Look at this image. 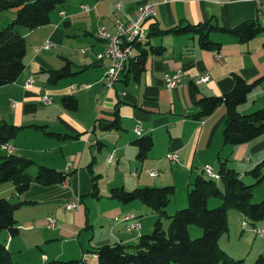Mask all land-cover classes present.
Wrapping results in <instances>:
<instances>
[{"label":"crops","instance_id":"crops-1","mask_svg":"<svg viewBox=\"0 0 264 264\" xmlns=\"http://www.w3.org/2000/svg\"><path fill=\"white\" fill-rule=\"evenodd\" d=\"M145 2L157 3L158 9L157 16L145 23V67L138 77L124 70L107 90L103 76L110 61L97 56L105 47L96 37L97 27L106 24L113 29L117 19L133 17ZM15 14V8L0 12V29ZM207 21L224 28L255 21L260 30L248 40L212 31L210 37L220 48L210 50L199 46L196 33H158L176 25ZM19 30L26 38V67L15 81L0 86V120L20 128L9 141L12 153L31 158L34 166L73 174L64 184L32 181L24 193H16L13 184L15 202L26 201L15 212L18 235L61 244L60 257L82 259L86 255V264H100L95 252L99 246L137 244L141 235L153 231L158 219L156 211L141 200L125 203L113 197V188L132 191L174 184L189 190L207 164L215 165L218 172L220 161L227 160L243 179L264 161V134L245 144L224 142V105L209 116H197L198 100L229 92L236 74L250 82L264 76V14L256 0H66L51 12L49 23ZM48 40L53 46L46 50L43 45ZM85 47L92 53L82 54ZM179 69L184 70L183 84L166 87L165 77ZM61 72V77H52ZM205 72L210 73V80L197 83ZM29 77H34L35 83L26 88ZM263 85L264 81L256 85L238 106L240 113L264 107ZM45 95L50 103L43 102ZM65 95L78 100L76 109L64 107ZM116 120L118 126L113 125ZM138 124L143 128L141 136L135 131ZM143 136H151L154 143L139 156L135 140ZM112 151L115 157L109 162ZM169 152L179 153V164L167 158ZM7 154L0 145V156ZM36 170L31 167L29 173L35 175ZM152 170L158 172L156 177L151 176ZM72 201L78 205L70 210L67 205ZM186 205L187 199L176 211ZM126 213L136 214L142 225L139 231H129L124 222L115 220ZM48 217L55 218L56 228L48 227ZM6 235L9 242L13 236Z\"/></svg>","mask_w":264,"mask_h":264},{"label":"trees","instance_id":"trees-1","mask_svg":"<svg viewBox=\"0 0 264 264\" xmlns=\"http://www.w3.org/2000/svg\"><path fill=\"white\" fill-rule=\"evenodd\" d=\"M66 0H0V12L15 8L16 14L12 21L0 29V86L15 81L25 69L27 53L26 38L19 27L33 30L50 22V14L61 8ZM223 31L240 36L242 39L254 37L260 27L255 21H245L234 28H224L211 21L184 25H176L169 29L158 30V33H196L199 35V46L203 49L220 48V44L211 37L212 31ZM155 52L158 49L153 48ZM139 53L132 58L125 70L140 75L146 64L148 50L144 46H137ZM67 67V66H66ZM64 67V68H66ZM63 73L52 74L59 78ZM264 81V76L254 81H247L236 74L233 88L224 94L202 97L198 100L199 112L197 116H209L219 106L226 108L224 127V142L240 145L245 144L264 134V107L251 113L242 114L238 106L243 104L254 87ZM64 107L76 109L78 100L73 95L62 97ZM113 125L118 126L117 120ZM19 126L0 120V145L8 143L17 135ZM140 147L139 156L145 155L153 146L151 136H143L135 140ZM0 184L12 181L16 193H24L32 181L43 185L64 184L71 180L73 172L61 171L45 165H37L35 175L29 169L35 165L34 160L16 154L0 156ZM264 161L256 165L249 173L253 176V183H246L239 173L228 166L227 160L220 161V180L209 178L205 173L199 174L188 192V205L168 215L166 207L175 192V186H146L129 191L113 188L111 195L122 202L128 203L141 200L160 215H167L170 223L166 229L161 226L158 218L152 232L143 234L137 244L123 243L103 244L96 249L100 264H238L226 251L219 246V239L223 231H228L227 211L229 208L249 216L252 221L264 217V199L252 202L253 187L264 181ZM96 187V184H95ZM219 197L223 203L209 208L208 197ZM26 201L13 202L9 198H0V234L7 231L16 236L20 228L15 212ZM254 223V222H253ZM252 223V224H253ZM198 225L203 234L192 238L190 225ZM81 259L55 260L46 264H80ZM0 264H17L11 260V252L6 244L0 241ZM253 264H264V255L260 254Z\"/></svg>","mask_w":264,"mask_h":264},{"label":"built area","instance_id":"built-area-1","mask_svg":"<svg viewBox=\"0 0 264 264\" xmlns=\"http://www.w3.org/2000/svg\"><path fill=\"white\" fill-rule=\"evenodd\" d=\"M260 6L261 12L264 14V0H256ZM84 10H89L88 5H83ZM116 9L120 10L121 5L117 4ZM64 13V12H62ZM158 14L157 3L155 2H145L141 4L137 9L133 17H130L126 20L117 19L114 24V28L110 29L106 24H99L96 30V37L105 42V47L101 53H98L99 58H107L110 63L108 64L104 76L103 82L105 89H111L115 83L119 80L121 73L125 70L127 63L134 57H136L137 46H144L148 41V32L145 27V23ZM53 46L51 41H46L43 45V48L49 50ZM82 54H91L92 49L90 47H85L80 50ZM221 57L220 55L218 56ZM184 70L179 69L173 74L167 75L165 77V85L168 88H175L183 84ZM210 80V73L205 72L199 76L197 83H206ZM35 83L34 77H29L25 83L24 87L31 88ZM264 90V85H263ZM43 102L50 103L51 99L49 95L42 97ZM142 126L138 124L135 127L137 135L141 136ZM10 154L13 152L14 147L8 142L1 144ZM115 157V152L112 151L108 155L109 162L113 161ZM167 158L173 162L179 164L181 159L178 152H169ZM204 173L212 179L220 180L221 176L219 172H216L211 165H205L203 167ZM151 176L156 177L158 172L152 170L150 172ZM133 175H136V171L133 172ZM77 202H70L67 205V208L73 210L77 207ZM116 221L124 222L126 228L129 231H139L141 229V223L137 220L136 214L126 213L122 217L115 218ZM57 221L53 217H48V227L56 228ZM243 229L253 230L255 233L264 237V228L263 227H250V224L243 220L242 222ZM43 258L46 260V255H43ZM87 257L83 255L80 264H86Z\"/></svg>","mask_w":264,"mask_h":264},{"label":"rangeland","instance_id":"rangeland-1","mask_svg":"<svg viewBox=\"0 0 264 264\" xmlns=\"http://www.w3.org/2000/svg\"><path fill=\"white\" fill-rule=\"evenodd\" d=\"M8 25V24H6ZM5 25V26H6ZM4 26V27H5ZM19 29L25 30V27H19ZM247 114V113H246ZM37 168L38 166H32V168ZM214 170L216 166L214 165ZM263 171V170H262ZM243 180L246 183H253L254 179L251 174L247 175ZM174 185V184H173ZM13 182L7 181L0 184V198L5 197L9 198L11 201H17L13 195L12 187ZM175 186V185H174ZM188 189V188H187ZM253 196L252 202H259L264 199V181L260 184H257L253 187ZM188 192L184 187L175 186V192L171 196V205L166 207L167 214L176 212V207L182 201L187 199L188 203ZM169 202V203H170ZM223 203V200L219 197L210 195L208 197V207L214 208ZM186 206H182L179 209L185 208ZM172 211V212H171ZM157 217L161 219V226L166 229L170 223V218L167 215H160L157 213ZM246 220L250 227H263L264 228V217L261 219H256L252 221L249 216H244L241 212L229 208L227 211V224L229 226L228 231H223L221 233L219 239V246L227 254L233 258L235 262L238 264H253L256 258L262 254L264 255V237H261L253 230H245L243 229L242 222ZM254 222V223H253ZM253 223V224H252ZM49 233V231H47ZM190 235L192 238L199 237L203 234V229L198 225H190ZM7 231H3L0 234V241L6 242V246L11 247L8 250L11 252V260L13 263L19 264H46L47 262L55 261V260H68L72 258L60 257L59 254L62 252L61 244L56 243H47L46 241H37L26 235V237L16 235L14 237H9V242H7ZM43 253H46L49 257L46 260L43 258ZM67 253V252H65ZM67 254H64V256ZM46 261V262H43ZM224 264V263H219Z\"/></svg>","mask_w":264,"mask_h":264}]
</instances>
